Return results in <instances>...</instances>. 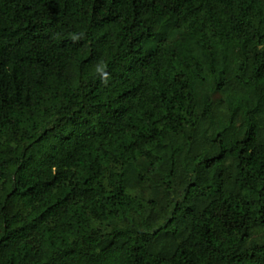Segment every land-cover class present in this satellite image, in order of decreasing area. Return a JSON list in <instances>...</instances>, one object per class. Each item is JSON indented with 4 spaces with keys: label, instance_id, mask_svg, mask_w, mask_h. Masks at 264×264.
Segmentation results:
<instances>
[{
    "label": "trees",
    "instance_id": "16d2710c",
    "mask_svg": "<svg viewBox=\"0 0 264 264\" xmlns=\"http://www.w3.org/2000/svg\"><path fill=\"white\" fill-rule=\"evenodd\" d=\"M0 264H264V0H0Z\"/></svg>",
    "mask_w": 264,
    "mask_h": 264
},
{
    "label": "clouds",
    "instance_id": "9594fccd",
    "mask_svg": "<svg viewBox=\"0 0 264 264\" xmlns=\"http://www.w3.org/2000/svg\"><path fill=\"white\" fill-rule=\"evenodd\" d=\"M97 71L100 72V73H102V75H101L102 82L106 84L108 82L109 73L106 72V71H103L100 68H97Z\"/></svg>",
    "mask_w": 264,
    "mask_h": 264
}]
</instances>
